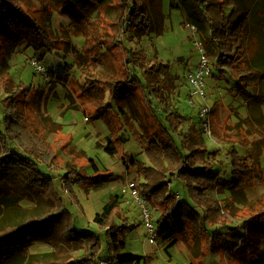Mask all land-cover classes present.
Returning <instances> with one entry per match:
<instances>
[{"label":"trees","instance_id":"trees-1","mask_svg":"<svg viewBox=\"0 0 264 264\" xmlns=\"http://www.w3.org/2000/svg\"><path fill=\"white\" fill-rule=\"evenodd\" d=\"M29 2L0 0V67L4 71L0 77L3 114L0 120V149L3 151L0 175L6 173L9 166L31 174L39 182V187L54 198L57 209L42 218L28 220L21 226L0 233V259L5 254L45 243L58 248L59 252L48 261L31 260L29 264H100L105 260L111 264L115 261L118 264H142V257L125 253L127 243L123 237L132 231V227L126 225L128 219L122 215L119 196L112 197L95 215V229L80 227L76 223L67 201L60 198L55 183L57 177L47 170L51 165L59 168L56 153L59 149H69L72 141L59 133L57 144H50L40 131L32 127L19 106V95L23 90H14L9 67L6 66L7 56L17 46L25 44L33 50L36 62L41 64L49 56L63 50V41H57L44 28L41 19L32 16ZM120 2L127 8L121 14V34L125 37L132 34V40L136 38L143 42L153 32V0ZM180 3L190 25L197 29L204 41L212 75L218 72V78L230 84L229 93L241 97L247 105H264V96L254 94L264 76L250 56L246 32L249 22L247 15L239 9V0H180ZM68 12L76 22L84 16L77 10ZM82 12L85 10L82 9ZM77 16H80L79 20ZM109 50L110 47L103 53ZM123 50V56L117 63L118 74L108 80L94 77L79 90L97 100V117L106 115L108 118L111 135L107 153L111 156L119 153L116 143L123 146L129 142L122 135L124 125H118L112 118L129 119L130 123L136 118L135 105L138 104L144 108L143 116L152 113L150 115L156 119V126L152 127L145 120L146 123H142L143 132L136 137L148 162L130 159L132 166L137 167L134 185L140 198L154 212L152 216L150 214V220L155 225L154 240L166 243L167 249L176 246L180 238L188 235H192L199 244H202L203 238L212 240L211 244L221 239L217 233L225 228L228 232L223 235L227 239L229 236L235 239L228 243L226 250L237 247L245 238L244 229L247 227L245 224L244 227L243 224L231 227L229 215H232L238 202L234 196L243 195L250 188L251 181L264 174L260 156L264 153L263 113L257 111L256 121L246 118L238 123L234 138L245 148L246 155L235 150L229 152L231 175L225 179L220 175L219 168L211 163L209 150L195 138L200 135L192 131L195 125L191 119H187L173 105L169 95L173 89L170 65L156 60L144 66L147 61L145 53L134 52L128 43ZM57 68L54 65L47 76L53 81H67L71 76L70 70L57 71ZM125 123L128 124L127 121ZM248 134L258 136L259 140L244 143L241 138ZM89 162L97 170L95 163L92 160ZM84 170L81 168L76 172L69 168L60 176L66 177L69 186L75 183L85 189L89 186L98 189L102 184L100 179L107 178L99 173L90 177ZM74 175L76 178L73 181ZM227 191L232 193L230 198L220 200L214 196ZM254 219L263 224L264 209ZM210 234L215 235L210 237ZM212 251H215L214 246Z\"/></svg>","mask_w":264,"mask_h":264},{"label":"rangeland","instance_id":"rangeland-1","mask_svg":"<svg viewBox=\"0 0 264 264\" xmlns=\"http://www.w3.org/2000/svg\"><path fill=\"white\" fill-rule=\"evenodd\" d=\"M239 2L240 11L248 17L246 32L251 59H254L264 76V0ZM153 3V32L140 42L136 38L132 40V34L128 36L130 40L121 34V14L127 11V8L120 0H30L32 16L41 19L44 28L50 31L57 41H63V50L57 51L41 63L46 69L45 73L33 67V61H36L34 52L25 44L17 46L12 54L7 56L6 66L9 67L14 90H23L21 96L19 95V106L32 127L40 131L50 144H57L59 133L72 141L69 149H59L56 153L59 168L51 165L47 170L57 177L55 183L60 198L67 201V206L80 227L95 229V215L103 210L112 197L119 196L122 215L129 222L126 225L132 227V231L123 237L128 244L125 253L142 257V264H260L264 255L263 238L260 237H264V234L259 233L261 230L264 233V222L261 224L254 218L264 209V174H261V178L251 181L250 188L243 195L234 196L238 202L233 207L232 215H229L230 226L243 224L244 227L245 224L247 227L244 230V241L239 244L241 248L238 251L226 250L228 243L235 239L231 236L227 239L223 233L228 230L221 228L217 233L221 235L219 241L210 244L212 240L206 241L203 238L202 244H199L192 235H188L179 239L170 255L169 251H166L165 243H150L142 209L130 189L137 175V167L132 166L130 159L148 162L136 137L143 132L142 123L147 122L149 127L156 126V119L150 115L152 113L143 116L144 108L138 104H134L137 114L136 118L131 119V125L129 119L112 118L118 125H124L122 135L123 138H128L129 142L123 146L116 143L119 153L111 156L107 153L111 135L108 130V118L106 115L97 117V100L93 95L89 96L79 90L94 77L108 80L118 74L117 63L123 56L126 43L134 52L142 51L146 54L147 61L144 66L153 64L156 60L169 64L173 77V89L169 95L173 105L187 119H191V123L195 125L192 131L200 135L195 138L202 141L209 150L210 161L219 168L220 175L225 179L230 178L229 152L235 150L241 155H246L245 148L236 143L234 138L238 132V123H242L244 118L239 116L231 104L244 105V101L241 97L229 93L226 88H229L230 84L225 79L220 80L218 72L206 78L207 82L212 79L211 87L209 84L207 86L206 100L190 96L187 76L198 67L201 53L197 44L201 42L204 45V41L199 32L196 33L190 26L180 0H153ZM82 9L85 12H82ZM69 10H77L87 17L77 16L80 21L76 22V19L69 15ZM109 47V52L103 53ZM54 65L58 67L57 71L70 70L71 76L67 81H53L47 76V72ZM3 72V67H0V77ZM254 94L264 96V78L260 87L254 90ZM254 106L247 105L242 113L256 121L257 109ZM204 108L211 111L207 118L208 131L204 129L201 115ZM2 117L0 102V120ZM241 139L250 144L258 141L259 137L248 134ZM71 147L73 150H70ZM258 147L260 148V145ZM2 156L3 151L0 149V163ZM260 156L261 168L264 169V153ZM90 160L95 163L97 170L90 164ZM9 167L6 173L0 175V233L21 226L28 220L42 218L57 209L54 198L39 187L35 177ZM69 168L76 172L85 168L84 172L90 177L99 173L107 178L100 179L102 184L98 189L90 186L85 189L75 183L69 186L66 177L60 176L63 172L67 173ZM75 178L74 175L73 181ZM135 189L138 193L137 188ZM214 196L223 200L230 198L232 193L227 191ZM153 213L150 209L149 214L152 216ZM246 221L249 222L246 224ZM215 234L209 236L213 237ZM212 246L215 251L211 252ZM58 252V248L38 243L28 250L5 254L1 257L0 264L48 261ZM114 264H118L117 261Z\"/></svg>","mask_w":264,"mask_h":264},{"label":"built area","instance_id":"built-area-1","mask_svg":"<svg viewBox=\"0 0 264 264\" xmlns=\"http://www.w3.org/2000/svg\"><path fill=\"white\" fill-rule=\"evenodd\" d=\"M191 27L197 33V29L194 26H191ZM197 45H198V48H199L200 53H201L200 62L198 64L197 69L194 72L189 73L186 81H187L188 86H189L190 91H191V93H190L191 97L198 96V97L206 100L207 99V81H206L207 79L206 78L211 77L212 66L210 65V60L206 56L203 43L198 42ZM33 67H35L37 69V71H39V72H44V73L46 72L45 67H43L41 64L37 63L36 61H33ZM210 112L211 111L209 108H204L201 111V115H202L203 120H204L203 124H204L205 131H208V122H207L208 120H207V118H208ZM135 188L136 187H135L134 183H132L130 185V189L133 193V196H135L138 205L142 209L145 227L147 228L148 235L150 236L149 241H150V243L155 244V240H154L155 225L150 220L148 203L139 197V194L136 192ZM100 264H111V262L105 260V261H101Z\"/></svg>","mask_w":264,"mask_h":264},{"label":"crops","instance_id":"crops-1","mask_svg":"<svg viewBox=\"0 0 264 264\" xmlns=\"http://www.w3.org/2000/svg\"><path fill=\"white\" fill-rule=\"evenodd\" d=\"M211 82H212V79H210L208 82H207V86H208V84H209V86L211 87ZM226 89H228V88H226ZM228 92V91H227ZM232 96H236L235 94H232ZM222 102V101H221ZM220 103V101H218L217 102V104H219ZM231 106L232 107H234V108H236V112L238 113V114H240L239 116L241 117V116H243V118L244 119H246V118H249V117H247V115H243V113H242V110L243 109H246L247 107V104L244 102V105L243 104H241V105H239V104H236V103H232L231 104ZM255 107V106H254ZM255 109H257V111H261L262 113H263V115H264V105H262V106H256L255 107ZM245 230V229H244ZM261 233H259V234H264L263 233V231L261 230L260 231ZM244 234H245V232H244ZM260 238H263L262 240V246L264 247V237H260ZM243 241H244V239L242 240V241H240L238 244H237V247H235L234 249L233 248H231V249H229V250H231V251H238L240 248H241V245H240V247H239V244L240 243H243ZM166 244V243H165ZM260 244V243H259ZM128 245V244H127ZM177 246V245H176ZM176 246H174V247H172V248H166V251H169V253H170V255H172L171 254V252H172V250H174L175 248H176ZM165 247H167V244L165 245ZM264 250V249H263ZM260 264H264V255L262 256V258H261V260H260Z\"/></svg>","mask_w":264,"mask_h":264}]
</instances>
